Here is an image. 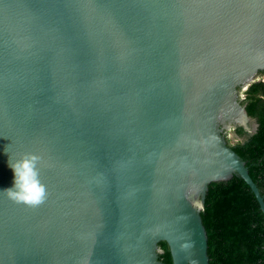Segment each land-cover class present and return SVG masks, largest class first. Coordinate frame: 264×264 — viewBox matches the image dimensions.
Masks as SVG:
<instances>
[{"label": "water", "instance_id": "95a60500", "mask_svg": "<svg viewBox=\"0 0 264 264\" xmlns=\"http://www.w3.org/2000/svg\"><path fill=\"white\" fill-rule=\"evenodd\" d=\"M264 0H0V189L38 157V205L0 191V264H209V184L243 179Z\"/></svg>", "mask_w": 264, "mask_h": 264}, {"label": "trees", "instance_id": "16d2710c", "mask_svg": "<svg viewBox=\"0 0 264 264\" xmlns=\"http://www.w3.org/2000/svg\"><path fill=\"white\" fill-rule=\"evenodd\" d=\"M241 105L256 121L257 129L244 142L230 144L245 162L249 176L264 200V72L243 92ZM237 136H245L241 127ZM207 233L209 264H264V214L246 182L234 175L230 180L209 184L201 212ZM158 261L173 264L165 242Z\"/></svg>", "mask_w": 264, "mask_h": 264}, {"label": "clouds", "instance_id": "9594fccd", "mask_svg": "<svg viewBox=\"0 0 264 264\" xmlns=\"http://www.w3.org/2000/svg\"><path fill=\"white\" fill-rule=\"evenodd\" d=\"M244 89L246 90V88ZM241 94H243L242 91ZM38 159L35 155H26L18 161H9L8 167L13 173L12 185L0 189V191L6 193L9 199L16 202L28 205H38L43 202L46 190L38 179L36 168Z\"/></svg>", "mask_w": 264, "mask_h": 264}, {"label": "flooded vegetation", "instance_id": "af4514ba", "mask_svg": "<svg viewBox=\"0 0 264 264\" xmlns=\"http://www.w3.org/2000/svg\"><path fill=\"white\" fill-rule=\"evenodd\" d=\"M258 75L260 76V72ZM240 103H241V100H240ZM244 131H245L246 135L242 136V137L237 136L236 133L234 132V129H232L228 132H225V134L223 136H224V139H225L227 145L230 147L229 143L232 145L238 141L244 142L246 137L253 135L254 134L253 133L254 132L253 122L249 123L248 128Z\"/></svg>", "mask_w": 264, "mask_h": 264}, {"label": "rangeland", "instance_id": "374dc122", "mask_svg": "<svg viewBox=\"0 0 264 264\" xmlns=\"http://www.w3.org/2000/svg\"><path fill=\"white\" fill-rule=\"evenodd\" d=\"M244 88L243 89H240V91H239V97H240V99H242V94H241V91H242V93L244 92ZM241 94V95H240Z\"/></svg>", "mask_w": 264, "mask_h": 264}, {"label": "built area", "instance_id": "2783aa9c", "mask_svg": "<svg viewBox=\"0 0 264 264\" xmlns=\"http://www.w3.org/2000/svg\"><path fill=\"white\" fill-rule=\"evenodd\" d=\"M242 97H243V94H242Z\"/></svg>", "mask_w": 264, "mask_h": 264}]
</instances>
